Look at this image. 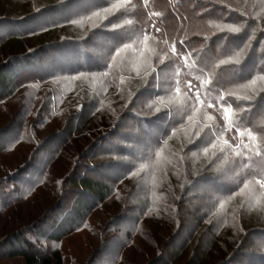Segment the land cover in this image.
<instances>
[{"label":"trees","instance_id":"trees-1","mask_svg":"<svg viewBox=\"0 0 264 264\" xmlns=\"http://www.w3.org/2000/svg\"><path fill=\"white\" fill-rule=\"evenodd\" d=\"M90 1L0 0V55H13L0 64V104L13 98L23 87L40 83L42 77L47 75L49 62L58 58L57 64L63 65V57L72 60V65L69 67H59L63 68L58 71L68 82L62 85L59 92L53 89L48 94L52 99L49 100L47 114L41 112L32 123L27 122L26 113L25 116L21 114L20 124L11 121L8 126L6 125L7 129L0 131L1 137L5 135L3 139L6 141V138L10 137L8 145L4 147L12 145L14 138L21 137L27 131L21 123L25 122L29 126L35 121L36 126L39 127L43 125L41 121L43 118L46 121L45 125H50L53 119L48 114H56L58 109L64 111L65 107L70 111L65 100L73 97L78 91L82 96L77 112L68 116L67 131L45 135V138L43 140L40 138L36 144L33 141L35 136L30 135L27 142L28 145L32 143L33 150L27 160L18 163L12 174L0 178V259L2 260L22 259L24 264H64L65 256L60 249L63 242L83 229L95 211L115 201L114 195L117 190L115 180H121L123 171L117 172L118 175H115L118 178L113 180L111 175L114 174L108 172L112 168L110 166H118V168L126 166L124 157H128L130 152L141 153L148 141L149 144L152 143L151 149L145 147L142 157L135 158L137 161H146L144 166H141L145 170L144 174L138 177L136 183H140L139 186L142 187L144 176L151 177L148 174L153 175L156 167L165 170L161 175L167 173L168 169H165L167 163L159 160L161 148L164 144L170 145L175 137L176 139L178 137L181 143L184 140L192 142V139L189 140L188 137L182 139L179 135L189 132L191 128L194 131L199 127L198 122H194V116L198 112L215 115L218 134L224 139L223 133H225V137L227 136L229 140L232 138L237 140L236 146L238 144L244 147V150L240 149L243 151V156L239 160L241 168L247 169L244 176H253L255 180L262 177L264 180V143H261L259 149H253L252 144V139L264 130L263 115L255 119L256 121L247 120L246 115H240L241 107L244 105L247 111L255 106L252 103L250 105L242 103L246 98L248 99L243 89L247 88L256 77L264 74V56H259L264 55L263 52L261 53L262 49L264 50V0H136L139 2V8L134 11L135 14L130 17L128 23L123 20L125 16L123 11L118 15L115 14L112 19L106 18L105 14L102 15L107 10V5L105 0H99L100 2L96 3L100 7L99 11L94 14L101 19L102 24L106 22L107 26L112 25L121 29L103 34L104 38L110 40L105 46L108 47L107 53L112 56L118 55L117 58H120L123 50L125 55H132L131 53L136 51L139 55L147 57V62L140 60L142 67L137 71L140 75L139 79L131 78L136 72L128 76L123 74L122 81L118 88L114 87V90H111V86H116V83L112 84L110 81L113 80L115 71L119 70L116 61L119 62L120 59L115 62L111 59V62L98 61L91 48L92 40H95L96 31L93 29L97 28L96 24L91 27L82 26L71 16L76 13L85 14L90 8L87 7ZM75 8L77 9L74 10ZM120 18L123 21L119 20ZM54 55L59 56L54 59ZM149 55L170 57L159 67L162 76L158 74L156 77L158 84L146 89L143 88L145 72L153 68L152 61L148 59ZM211 55L217 56L211 60ZM171 70L173 73L170 77H163L164 71ZM49 75L52 79V73ZM83 76H93V83L95 79V88L88 87L89 92L80 90L82 85L76 84ZM46 79L48 77L43 80ZM162 80L166 82L165 91L161 89ZM130 87V94L126 98L133 97L122 110L117 98L114 97L119 93V97L125 95L126 89ZM86 88L87 86L84 89ZM114 93L117 94L113 97ZM101 96L108 97V102ZM183 96H188V104L177 106L175 102L179 103V97ZM262 98L264 99V96ZM154 101L173 102V107L156 112L149 109L150 103ZM109 102L118 103V109L115 111L118 114L96 116L100 110L107 112L104 109ZM159 115L164 118L158 120ZM98 118L101 123L102 120L105 123L99 125ZM135 120L139 121L140 129L129 131L127 122ZM96 123L101 132H96ZM193 131H190L191 135L195 133ZM123 136H131V139L124 140ZM60 137L65 139V145L63 146L64 140H61L62 147L60 145L46 160L49 152H45L44 148L47 145L49 147L57 145ZM85 139L90 140V143H87L89 146L84 148L85 151L78 152L74 161L69 159L68 162L61 163V159L66 157L64 155L72 150L71 144L83 143ZM167 141L169 144L166 143ZM111 145L116 147L114 155ZM191 145L190 143V147ZM64 147L67 148L66 151L63 150ZM180 147L181 144L176 150L180 151ZM120 149L127 152L121 153ZM105 151H108L112 157H117L114 163H96V165L88 163L102 157ZM180 152L178 159L182 160L180 157L184 154ZM2 153L4 151L0 149V154ZM127 162L129 164V161ZM56 163L65 164L69 172L67 177L55 183L52 180V170ZM194 168L193 164L191 170L185 173V180L192 178L197 188L200 185L198 188L200 190L204 186L213 189L218 187L217 190H220L225 197L230 195L229 187L227 188L213 171L207 175V172ZM31 172L34 176L29 182L24 183L23 177L30 176ZM90 172L93 175H90ZM174 176L166 175L168 182L174 183L176 178ZM46 185L50 188L47 195L40 190ZM137 185L133 188L135 192L144 193V188L141 191L137 189ZM192 192L190 198L194 199L198 194ZM160 194L163 195V191ZM123 218L122 216L115 221L120 223ZM111 219L109 220L113 221ZM155 222L158 225L160 220ZM177 226L178 229L167 239L165 247L161 248V256L152 260L145 259L146 250H142L140 254L143 258L133 264L142 260H145L144 264H166L169 261L167 258L169 251L174 250L177 247L176 243L181 240L183 241L179 245L181 249L179 253H184L182 250L185 251L193 242L189 234L192 231L190 232L185 223L183 226L181 221H178ZM164 231L160 230L157 237L159 243L156 239L154 245H158V253ZM250 235L252 236L241 242L247 240L252 242L255 238L259 239V236L264 237V229L261 232L251 230L248 233V236ZM148 236L146 235L145 238ZM213 241L215 239L206 240L205 246L201 245L202 240L201 244L197 243L195 250L197 257L190 259L188 264H205L204 259L209 254L207 252L212 250L216 243ZM130 245L126 246L125 250L128 251ZM233 250L223 255L221 264L251 263L253 258L260 257V250L259 254L255 251L244 253L242 248Z\"/></svg>","mask_w":264,"mask_h":264},{"label":"rangeland","instance_id":"rangeland-1","mask_svg":"<svg viewBox=\"0 0 264 264\" xmlns=\"http://www.w3.org/2000/svg\"><path fill=\"white\" fill-rule=\"evenodd\" d=\"M98 2L100 1L91 0L87 4V7L90 8L88 11L86 10L85 14L76 13L71 16L77 19L79 24H82V26L91 27L96 24L95 26H97V28L93 29L96 31L94 37L95 40H92L91 48L95 53L94 57L97 58L98 61L108 62L111 59V61L113 60V62H115L117 59H120L119 62L116 61V65L119 70L115 71L116 73L113 80L110 81L112 84L116 83V86H111V90H114V87L118 88L119 83L122 81L123 74L128 76L129 74L133 75L136 72L137 75L134 74L131 78L139 79L140 75L137 71H139L142 67V62L140 63V60L147 62V57L146 55H139L136 51H133V53L130 52L132 55H125V50H123L120 58H117L118 55L112 56L109 52L107 53L106 50L108 47L105 46L108 42H110V40L104 38L105 36L103 34L116 31V29L119 30L120 28L112 25L111 27L107 26L106 22L105 24H102L101 19L94 14L99 11L100 7L96 4ZM105 5H107V10H105L102 15L105 14L106 18L109 17V19H112L115 14L118 15L123 11L125 15L123 16V20H126L127 23L130 22V17H133L135 14V10L139 8V2L136 0H105ZM76 9L77 8L74 10ZM88 14H90V16H88ZM119 20L123 21L121 18ZM99 30L101 32H97ZM262 52L264 53L263 49L261 53ZM12 56L13 55H0V64L4 63V60H9ZM58 56L59 55H54V59ZM216 56L211 55V60H213ZM169 57V55H149L148 59L152 61L153 68L146 70V79L143 88L148 89L149 87L156 86L158 84V82H156L158 81L156 77L158 74H161L162 76V72L159 67L164 65V62H166ZM62 59L64 61L63 65L57 64L59 61L58 58L53 62H49L50 66H47L46 69L47 75L42 77L40 83H34L32 86L23 87L13 98L3 104H0V131L7 129V126L13 120L15 123L20 124L22 115L25 116V113L27 114V122L29 123H32V120L38 118V115L41 112H45L47 114V106L48 103L50 104L49 100L52 99L48 97V94L53 89H56L57 92H59L62 85L68 82V80H66V78L61 75L58 70H63V68L59 67L65 68L72 65V60H70L69 57H63ZM160 60L161 62H159ZM168 62L170 63V61ZM52 69L56 70L52 71ZM50 73L53 75L52 79H50ZM172 73V70L164 71L163 77H170ZM47 77L48 79L44 81L43 79ZM92 77L93 76H83L78 79L76 84L82 85L80 90L89 92L88 87L95 86V79L93 83ZM165 83V80H162L161 89L164 91L166 88ZM85 86H87L86 89H84ZM247 88L243 89V91L245 95H247L248 99L246 98L242 103L246 105H250V103H252L255 106L252 107V110L247 111V108L244 105L241 107L240 115H246V119L250 121H254L255 119L257 120V118L259 119L261 114L264 118V99L262 98V96H264V74H261L252 80ZM130 89L131 87L127 88L126 93H124L125 95H121L120 97V93L117 97H114L117 93L112 95L114 98H117L122 110L125 105H127L126 103H128V100H131L133 97L128 96V98H126V96L130 94ZM118 91H120V89H118ZM79 92L80 91L76 92L73 94V97L65 100V102L67 101L66 103L69 109H71L70 111L65 107L64 111L58 109L56 114H48L53 119L50 125H45L46 121L43 118H41L43 125H39V127L36 126L37 124L35 121L33 125L29 126L25 122L21 123L27 131H25L21 137L14 138L12 145L9 147L4 146L8 145L10 137L6 138V141L3 139L5 135L2 137L0 135V149L4 151V153L0 154V178L12 174L18 167V163H24L27 160L33 150V146L31 145L32 143L28 145L27 142L30 135L35 136L33 141L36 144L40 138L43 140L45 135L54 132L61 133L67 129L68 116L71 113H76L79 102H82V96L79 95ZM101 97H103L105 101L108 100V97ZM187 97L188 96L179 97L180 102H175L176 105L180 107L187 105L189 101ZM153 100H155V98ZM101 102L105 103L103 101ZM121 102H123V104ZM117 104L109 102L104 109L107 110V112H101L100 110L97 112L96 116L102 117V114L108 115L109 113L117 115L118 113L115 112L116 109H118ZM172 107L173 102L169 101L160 103L158 101H154L149 105V109L151 108L156 112L163 108ZM194 117V122H198L199 127L194 131L191 128L189 132L193 131L195 133L191 135V132L189 133L187 131L185 134L179 135V138L184 139L185 137H188L189 140L192 139V142L184 140V142L181 143L178 137L177 139L175 137L172 139V143L170 145L164 144L161 148L162 150H160L159 160H164V162L167 163H165V169H168L167 173L161 175L165 170L163 171L161 167H156L153 175L148 174L151 177L147 178V176H144L142 182L145 184L143 183L142 187L139 186L140 183H136V181L139 180L138 177L142 176L141 174H144L145 170L141 166H144V162L146 161H137L135 158L142 157L141 155L145 147H148V150L151 149L150 144L152 143L149 144L148 141H146L147 144L144 148H142L141 153H139V151L136 153L130 152L128 157H124L126 158L124 159L126 166L120 168H118V166H110L112 168H110L108 172H110V174H114L111 175L112 179H117L118 177L116 178V175L118 174L116 173L123 171V174L119 173L122 177L121 180H115L117 186V190L114 195L115 201L108 203L103 208L99 209V211H95L88 223L83 226V229H80L77 233L63 242L60 249L65 256L64 264H133L136 260L143 258L140 254L142 250H146V253L144 254L145 259H155L161 256V248L165 247L164 245L166 244L167 239L178 229V221H181L183 226L185 223V226L189 227L190 232L192 231L189 234H191V240L193 242L188 245L185 251L183 249L182 252L184 253L181 254L179 253L181 250L179 245L183 240L176 243L177 247L174 250L169 251L167 255L169 261L166 262V264H188V262L191 261L190 259H193L195 256L197 257L195 254V250L197 248L196 244H201L202 240L203 243L201 245L205 246L206 240L210 239H215L216 243L214 244V248H212L213 251L210 249L207 252V254L209 253L211 255L204 254L205 256L207 255L204 259L205 264H221L220 262L225 253H228L232 249L237 251L241 248L244 253L246 251H255L256 254L260 253V257L253 258L252 262L253 264H264V237L259 236V239L255 238L252 242L251 240L241 242V240H246L248 237L252 236H248V233L251 230L261 232L264 229V180L262 177H258L259 179L255 180L253 176H244L247 169H242L243 167L241 168L240 166L241 161H239L243 156V151L240 149L244 150V147L237 144V148L235 144L237 140H233V138L229 140L227 136L225 137V133H223V139L218 134L219 131L215 126V115H210L207 112H198ZM163 118L164 117L160 116L158 120ZM97 121L99 125L105 123L103 120V123H101L99 118ZM127 123L129 131L136 128L140 129L138 120L129 121ZM193 123L192 125H196ZM97 126L98 125L96 123V127ZM262 128H264V122L262 123ZM96 132H101L99 127H97ZM123 139L130 140L131 136H126ZM3 140L5 141L2 142ZM61 140H64V146L66 141L60 137V141L57 142V145H50V147L47 145L44 148L45 152H49V155L45 158L46 160L47 157L54 154L60 145L62 147ZM89 141V139H85V141L80 144L73 142L71 144L72 150L64 155L66 157L61 159V163H66L69 159L70 161H74L77 156L76 154L78 152H84V148L89 146V144H87ZM166 143L169 144L168 141ZM190 143L192 144L191 147ZM261 143H264V130L252 139V144L254 145L253 149H259ZM180 144L181 152L179 149L178 151L176 150ZM66 149L67 148L63 150L66 151ZM114 150H116L115 146L113 147L112 155H114ZM120 150L121 153L122 151L127 152L123 149ZM179 152L184 154L180 157L182 160L178 159ZM134 155L135 157H133ZM129 156H132V158H129ZM116 159L117 157L114 158L108 151H105L102 157H98L93 160V162L88 163L92 165H96V163L107 164L114 163ZM127 161H129V164ZM160 161L158 163H160ZM193 164L195 165L194 170H203L207 172V175L209 172L213 171L216 176H219L222 179L221 181L225 183V186L227 188L229 187V190L231 191L230 195L225 197L220 190H217L219 189L218 187L217 189H213L209 186H204L203 188L201 187L202 190H200L198 189L200 185H198L197 188L192 178H186L185 180L184 175L186 172L191 170ZM132 165H134V167H132ZM54 166L55 167H53L52 170V180L56 183L67 177L69 171L67 166L65 167V164L58 165V163H56ZM61 167L65 168L61 169ZM168 174L170 176H176L174 183L168 182L166 177ZM90 175H93L92 172H90ZM32 176L34 175L31 172L30 176L23 177V182H29ZM177 176L182 177L178 178ZM136 185L137 189L142 191V188H144L145 192H135L133 188L136 187ZM48 187L49 186L47 185L43 186L40 190L44 191V193H46L45 195H47L49 191L48 189H50ZM56 190L57 189L55 188V191ZM162 191L164 193L163 195L160 194ZM192 191L196 192L195 194H198L194 199L190 198V195L193 194ZM201 192L202 194H199ZM122 216L124 217L122 222L119 223L115 221L117 218L121 219ZM109 219L113 221H110ZM159 220L160 225H156L157 222L155 221ZM108 221L109 223L107 224ZM161 229L165 231L161 238L160 251L158 253V245H154L156 244V239L157 243H159V239L157 237L159 236ZM167 229L171 230L167 231ZM146 235L149 236L145 238ZM129 245L131 248H129L128 251L125 250V247ZM101 247H104V249ZM247 247H249V249ZM252 262H244V264H252ZM136 263L144 264L145 260L137 261ZM0 264H24V262L22 259H0Z\"/></svg>","mask_w":264,"mask_h":264}]
</instances>
